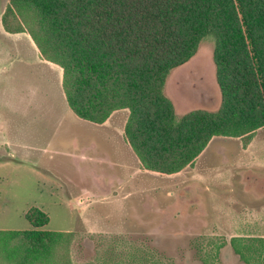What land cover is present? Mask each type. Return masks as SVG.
Returning a JSON list of instances; mask_svg holds the SVG:
<instances>
[{"label": "rangeland", "instance_id": "obj_1", "mask_svg": "<svg viewBox=\"0 0 264 264\" xmlns=\"http://www.w3.org/2000/svg\"><path fill=\"white\" fill-rule=\"evenodd\" d=\"M9 9L0 0V231L37 230L26 218L36 207L49 219L39 230L75 234L72 264H247L235 238L264 264V126L251 140L214 138L179 172L148 170L128 139L130 110L79 118L63 69L7 31L4 18L18 25ZM165 94L178 120L221 109L214 40L170 73Z\"/></svg>", "mask_w": 264, "mask_h": 264}, {"label": "trees", "instance_id": "obj_2", "mask_svg": "<svg viewBox=\"0 0 264 264\" xmlns=\"http://www.w3.org/2000/svg\"><path fill=\"white\" fill-rule=\"evenodd\" d=\"M8 15L18 25L4 18L7 31L28 33L42 58L63 69L79 118L103 124L130 110L128 139L148 170L179 172L214 138L251 140L264 126V0H10ZM208 38L224 103L178 120L168 77ZM26 218L37 230L0 231V264H72L75 234L39 230L49 219L36 207ZM232 246L251 264L237 238Z\"/></svg>", "mask_w": 264, "mask_h": 264}, {"label": "flooded vegetation", "instance_id": "obj_3", "mask_svg": "<svg viewBox=\"0 0 264 264\" xmlns=\"http://www.w3.org/2000/svg\"><path fill=\"white\" fill-rule=\"evenodd\" d=\"M203 87H204V86H203ZM204 88L207 89L206 87H204ZM198 98H199V99H198ZM200 98H201V97H198V96H197V101H198V100L200 101Z\"/></svg>", "mask_w": 264, "mask_h": 264}]
</instances>
